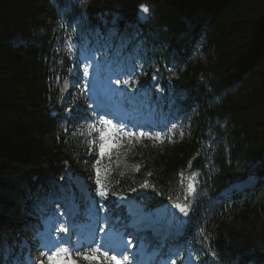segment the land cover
<instances>
[{
	"label": "trees",
	"instance_id": "trees-1",
	"mask_svg": "<svg viewBox=\"0 0 264 264\" xmlns=\"http://www.w3.org/2000/svg\"><path fill=\"white\" fill-rule=\"evenodd\" d=\"M142 2L150 15L140 24ZM96 13L117 20L99 46L114 55L119 50L126 67L135 63L127 91H143L158 113L177 104L183 110L172 142V127H165L162 140L143 139L133 151L111 154L102 167L110 166L107 175L101 172L108 196L125 193L146 210L183 196L180 173L201 150L185 227L193 249H187L208 264H228L235 252L263 264L264 0H0V242L31 211L18 210L26 182L33 191L38 177L44 192L57 193L62 162L78 159L68 132L47 113L48 95L54 103L57 94L44 62L52 36L46 24L39 30L60 16L79 21L89 36L99 30ZM14 37L23 43L11 44ZM127 53L132 56L122 57ZM80 159L90 162L86 152ZM250 175L256 185L244 196L214 202L216 191ZM145 180L149 187L140 186Z\"/></svg>",
	"mask_w": 264,
	"mask_h": 264
},
{
	"label": "snow or ice",
	"instance_id": "snow-or-ice-1",
	"mask_svg": "<svg viewBox=\"0 0 264 264\" xmlns=\"http://www.w3.org/2000/svg\"><path fill=\"white\" fill-rule=\"evenodd\" d=\"M141 12L147 16L150 15V10L147 5H140ZM84 75H88V68L85 67L84 69ZM155 75L153 76V79H155ZM203 79V78H202ZM117 84L120 83V81H116ZM129 81H124V84H128ZM176 125L173 124L172 128L169 130V142L171 141V134H174V130L176 129ZM89 128L94 130L98 133V143L97 140H90L89 144L94 145L98 147L99 149V156L95 160L94 163V170L96 175V184L101 188L104 189L105 185L101 181V172L104 171L105 175H107L110 166H106L102 169L101 162L102 159L108 155L111 156L113 148L118 149L121 146V138L122 137H145L148 136L151 139L154 140H162L163 138L160 136L159 133L155 134V136H151V134L146 132H140L139 134L131 131L125 130V125L123 123L120 124H113L112 120L106 119L104 116H100L98 121L95 124L89 125ZM110 130V131H109ZM183 131H181L180 136L183 138ZM137 170L139 169V165L134 166ZM192 167V161H189V168ZM123 175V174H121ZM151 175V173H149ZM197 174L195 172H192L189 177L187 178V185H186V192L188 194L195 192V176ZM181 176V183L184 182V174L183 172L180 173ZM141 187H149V183L147 180L143 182V184L140 185ZM99 195L106 196V191L101 190L99 192ZM171 199V197L169 198ZM185 200H187V196L185 197ZM175 207L179 209L183 215L188 216L189 212L191 211V202H185V203H176ZM60 231H67L64 228H61ZM203 231V230H201ZM206 239V238H205ZM48 252H51L49 255L48 253H44L46 255L48 264H77V261L71 258V253L69 252L68 248L65 247H55V250L53 251L51 248L48 249ZM77 257L82 258L83 260L89 262V264H127L129 258L127 256H124L121 254L122 259H117L116 255H109L108 252L102 251L100 246L97 247H89L87 251L85 252H79L77 251L75 254ZM211 255L213 257H216L215 252H211ZM37 264H43V261L37 262ZM172 264H175V261H172ZM228 264H255V261L248 260L245 258V255L241 252H235L230 254L228 258Z\"/></svg>",
	"mask_w": 264,
	"mask_h": 264
},
{
	"label": "rangeland",
	"instance_id": "rangeland-1",
	"mask_svg": "<svg viewBox=\"0 0 264 264\" xmlns=\"http://www.w3.org/2000/svg\"><path fill=\"white\" fill-rule=\"evenodd\" d=\"M56 25V22H54L53 24H52V26H55ZM11 42H12V44L13 45H16V44H18L20 41L17 39V38H13V39H11ZM140 47H141V45H139ZM196 53V52H195ZM116 54H120L119 53V50L117 51V53ZM130 56H132V55H130V54H125V55H123V57H130ZM97 65V64H96ZM100 65V63L97 65V68H98V66ZM133 66H134V63H133V65H131V67H129V68H126L125 67V69H126V71H122L121 69H117V67L116 66H113V68L115 69L114 71H113V77L115 78V79H118V77H120V76H122V77H124V81L125 80H129V77L130 76H132L133 74H134V72H135V70H133ZM118 72H120V75L118 74ZM129 72V73H128ZM107 82L109 83V85H107V86H105L106 84H105V82H102L101 81V79L100 78H97V82L95 83V86L93 87V89H91L92 90V93H105V91H104V89H106L107 90V96H106V100L108 101V102H110L111 101V103L112 104H114L115 106L116 105H118L117 103H114L113 101H112V98H110L111 97V95H112V93H113V91H114V89H116L115 87H114V83H113V81L110 79V77L109 76H107ZM50 84L53 86V87H57L59 90H62V84H60L59 83V81H55V80H50ZM64 86V85H63ZM89 102H92L91 100H89ZM117 110V111H116ZM114 111H116V115H119V113L121 114L123 111H121L119 108H118V106L116 107V109H114ZM173 123V122H172ZM128 130V128H125V130ZM126 130V131H127ZM85 131H87V129H81V127H79V128H77L76 130H72V131H70V133H69V139H67V140H72V141H74V149L71 151L72 153H73V156L75 157V158H78L77 160L79 161V162H81V159H80V156H82V154L84 153V152H88V151H90V150H93V147H92V145H90L89 144V141H90V138L89 137H87L86 135V133H85ZM129 131H131V132H135V133H137V134H139L141 131H142V129H140V128H138L137 130H130L129 129ZM150 134V133H149ZM154 135V134H153ZM152 136V135H151ZM86 137H87V140H86ZM97 137H98V135H97ZM97 137H96V139H97ZM143 139H145V140H149V137L148 136H145V137H139L138 135L137 136H135V137H131V138H129V137H122L121 138V146L118 148V149H116V148H113L114 150H119V149H126V150H131V151H133L135 148H137V147H139L140 145H141V141L143 140ZM158 141H160V140H158ZM92 147V148H91ZM91 148V149H90ZM98 152H99V149H98ZM75 160V159H74ZM77 160H75V164L77 165L78 164V167H76L78 170H81V165L84 167V170H88V168L87 167H85V165H84V163L82 162V164H80V163H78L77 162ZM106 163V162H105ZM71 170H74L73 169V167L71 166V165H68V164H66V167H65V171H66V175L68 176V178L70 177L71 178V180L72 181H74V184L76 183V182H79V181H81L82 182V184H84V185H92V186H96V191H98V192H100L101 190H103V191H105L104 189H101L97 184H96V182H94L93 180H91V181H87L85 178H84V175L83 174H85L84 172H83V174H81L80 172L76 175L77 177H74V174H71ZM69 178V179H70ZM253 178H256L255 176H252V175H250V176H247L246 177V180L243 182V183H241V184H236L237 186H233V187H238V189H239V192L240 191H242V189H245L246 187H251V186H253L254 185V183H256V181L257 180H253ZM76 180V181H75ZM71 181V183H73ZM79 184H80V182H79ZM78 191V190H77ZM80 191H83V192H85L86 193V190L84 189V188H82ZM106 191H107V188H106ZM101 196V195H100ZM103 198H104V196H102ZM123 198V197H122ZM122 198H120V199H122ZM171 199H181V200H183V197L182 196H179V197H176V198H171ZM123 200H124V202H127V201H131V200H129V199H127V198H123ZM117 202V201H116ZM122 202V201H121ZM118 203V202H117ZM141 208V207H140ZM142 210V209H141ZM110 215H111V210L110 209H108V211H107V214H105V216H106V218H109L110 217ZM136 219H137V221H136ZM140 224V226L141 225H143V227H149V226H151V224L148 222V218H147V213H145L143 210L141 211V213H139V214H135V216L133 215L132 216V219H130V225L129 226H131V225H133L134 227L135 226H137V225H139ZM124 230H126L127 228H123ZM132 232H134L135 234H136V232H137V230H135V229H133L132 230ZM123 233L124 232H120V231H117L116 232V235L115 236H113V237H111L112 236V234H108L107 235V238H109V237H111L110 239H108V242H105V240H106V238H105V236L104 237H102V238H99L100 240H101V245H97V243H93V244H91V246H89V247H97V246H100L101 247V250L102 251H105V252H108V254L109 255H116L117 256V259H122V256H121V254H123L124 256H127L128 258L129 257H131L132 256V254H133V252L134 251H129V250H126L125 252H113L111 249L112 248H114L115 247V243H117V242H120L121 241V239H123L122 238V235H123ZM127 233V232H126ZM125 233V234H126ZM152 234H155V233H152ZM166 234H168V231H164V235H166ZM121 236V237H120ZM124 236V235H123ZM150 234H147L146 236H141V237H144L145 239L147 238V242H146V245L147 246H149V245H152V243H154L152 240H150ZM88 238H87V240H91V239H89L91 236H87ZM125 241L127 242V240H123V243H122V245H124L125 244ZM155 241V240H154ZM88 247V248H89ZM120 248H122V246H121V244H120V246H119ZM118 247V249H120ZM87 248V249H88ZM87 249H83V250H81L80 252H85V251H87ZM127 252V253H126ZM129 254V255H128ZM77 261L79 262V264H89V262H87V261H85V260H83L82 258H80V257H78L77 258ZM130 264V263H129ZM145 264H149V262H145ZM186 264H188V263H186Z\"/></svg>",
	"mask_w": 264,
	"mask_h": 264
},
{
	"label": "water",
	"instance_id": "water-1",
	"mask_svg": "<svg viewBox=\"0 0 264 264\" xmlns=\"http://www.w3.org/2000/svg\"><path fill=\"white\" fill-rule=\"evenodd\" d=\"M146 5L145 2L140 3L137 6V13L138 16L141 17L144 20L148 19V15L145 16L141 10H140V5ZM201 160H202V153L201 150H199L197 156H195L191 161H192V167L188 168V171L186 173V178H185V184H184V192L186 194H188L186 192V185H187V178L189 177V175L192 172H195L197 175L200 171V164H201ZM197 175L195 176L194 180L196 182L197 179ZM188 202L186 200H181V199H168L164 202H162L161 204H159L158 206L154 207L151 209L150 211V219L153 223H162L165 224L166 226H173V227H182L184 226V224L187 222V219L190 216V212L188 216L183 215V213H181L179 211L178 208L175 207L176 203H185ZM170 214H176V216H170Z\"/></svg>",
	"mask_w": 264,
	"mask_h": 264
},
{
	"label": "bare ground",
	"instance_id": "bare-ground-1",
	"mask_svg": "<svg viewBox=\"0 0 264 264\" xmlns=\"http://www.w3.org/2000/svg\"><path fill=\"white\" fill-rule=\"evenodd\" d=\"M102 103H105L109 108H111V109H115V107L113 106V104H109V103H107L106 102V100H104ZM117 111V110H116ZM120 114V113H119ZM123 113H121V116L123 117ZM121 201H122V203L123 204H125L126 206H127V208L128 209H131V210H133L134 211V216H135V214H139V213H141V208H140V206L137 204V203H135V202H133V201H127V202H124V200H123V198L121 199ZM174 215L176 216V214H170V216H173L174 217ZM93 225H94V222H92V224H91V226H90V229L93 227ZM82 230V229H81ZM87 236H91V235H86V239L88 238ZM89 239H91V237L89 238ZM127 242L125 241V244H126ZM120 248V247H119Z\"/></svg>",
	"mask_w": 264,
	"mask_h": 264
}]
</instances>
